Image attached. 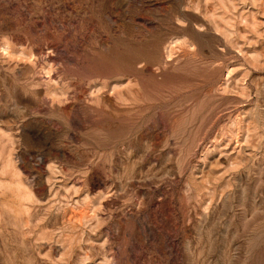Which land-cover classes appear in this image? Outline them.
Segmentation results:
<instances>
[{
    "label": "rangeland",
    "instance_id": "rangeland-1",
    "mask_svg": "<svg viewBox=\"0 0 264 264\" xmlns=\"http://www.w3.org/2000/svg\"><path fill=\"white\" fill-rule=\"evenodd\" d=\"M0 264H264V0H0Z\"/></svg>",
    "mask_w": 264,
    "mask_h": 264
}]
</instances>
